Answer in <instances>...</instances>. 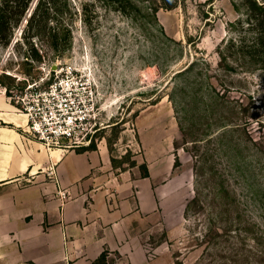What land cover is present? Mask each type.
Returning <instances> with one entry per match:
<instances>
[{
  "label": "rangeland",
  "instance_id": "obj_1",
  "mask_svg": "<svg viewBox=\"0 0 264 264\" xmlns=\"http://www.w3.org/2000/svg\"><path fill=\"white\" fill-rule=\"evenodd\" d=\"M134 2L140 12L123 15L101 0H54L30 38L41 63L14 104L68 71L96 86L90 146L61 151L100 150L135 185L129 238L97 264H264V72L239 48L252 36L245 2Z\"/></svg>",
  "mask_w": 264,
  "mask_h": 264
},
{
  "label": "crops",
  "instance_id": "obj_2",
  "mask_svg": "<svg viewBox=\"0 0 264 264\" xmlns=\"http://www.w3.org/2000/svg\"><path fill=\"white\" fill-rule=\"evenodd\" d=\"M25 124L0 87V264H97L129 238L135 185L100 150H47Z\"/></svg>",
  "mask_w": 264,
  "mask_h": 264
},
{
  "label": "trees",
  "instance_id": "obj_3",
  "mask_svg": "<svg viewBox=\"0 0 264 264\" xmlns=\"http://www.w3.org/2000/svg\"><path fill=\"white\" fill-rule=\"evenodd\" d=\"M32 1L33 0H0V87L4 89L5 96L15 107L18 106L14 104L13 98L15 95L12 94V91L18 90L16 96H21L26 87V82H30L27 76L33 69L31 68L33 67V63H41V56L38 50L33 47L30 38L38 36L40 30L39 26L42 25L41 23L49 21V16L51 14V12H49V6L52 5L54 0H38L31 13L28 14ZM101 1L115 6L114 9L123 15H128L131 12H140L134 0ZM138 1L143 2L145 0ZM159 1L161 3V8L171 9L175 5V3H167L164 2V0ZM244 2L247 7L246 24L252 36L246 45H240L239 48L240 51L244 53L243 55L248 56L252 63L258 65L259 70L264 72V4H258L255 0H244ZM157 8L156 6L150 8L155 20ZM49 30L50 37L53 42H55L57 39V32L52 27L49 28ZM18 32L20 33L19 35ZM160 33L167 38L162 28H160ZM168 40L172 41V39ZM24 48L26 49L23 50ZM21 50H23V52L20 56ZM14 63L18 66H28V68L21 72V76L7 73L4 69L5 66ZM187 70L188 68L179 73H183ZM36 78L38 77H31L30 80H35ZM50 82L51 81H49L46 86ZM234 128L238 127L235 126ZM142 175L147 176L146 169ZM235 229L237 230L238 228ZM232 233H234V230H232ZM225 234L227 235V231ZM253 242L257 243L258 241L254 239Z\"/></svg>",
  "mask_w": 264,
  "mask_h": 264
},
{
  "label": "built area",
  "instance_id": "obj_4",
  "mask_svg": "<svg viewBox=\"0 0 264 264\" xmlns=\"http://www.w3.org/2000/svg\"><path fill=\"white\" fill-rule=\"evenodd\" d=\"M25 99V94L19 98L22 106L16 109L26 117L25 132L35 142L47 150L90 146L100 126L101 98L89 79L68 71Z\"/></svg>",
  "mask_w": 264,
  "mask_h": 264
}]
</instances>
